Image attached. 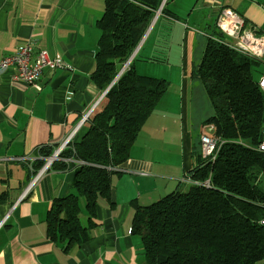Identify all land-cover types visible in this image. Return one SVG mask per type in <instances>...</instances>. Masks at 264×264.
Masks as SVG:
<instances>
[{
	"label": "crops",
	"instance_id": "1",
	"mask_svg": "<svg viewBox=\"0 0 264 264\" xmlns=\"http://www.w3.org/2000/svg\"><path fill=\"white\" fill-rule=\"evenodd\" d=\"M172 1L169 16L159 20L161 11L156 13L140 45L148 44L141 69L136 65L140 75L168 81L169 89L140 132L130 159L114 170L115 208L102 201L91 240L65 251V244L48 239L46 215L55 200L74 192V170L50 169L24 193L39 162L46 163L43 152L54 155L73 133L81 141L88 132V119L83 121L110 89L100 95L91 79L105 0H0V59L31 43L35 55L45 50L67 65L45 71L37 86L13 82L15 68L0 73V264H146L142 241L132 234L131 203L146 207L186 188L183 179L195 163L193 147L199 146L193 135L195 107L204 105L209 113L207 103L195 98L198 80L190 76L195 43L212 35L222 7L264 35V0ZM164 38L173 41L177 61L170 46H160ZM161 49L168 52L162 60L154 56ZM155 59L158 66H148ZM163 155L167 160H161Z\"/></svg>",
	"mask_w": 264,
	"mask_h": 264
},
{
	"label": "trees",
	"instance_id": "2",
	"mask_svg": "<svg viewBox=\"0 0 264 264\" xmlns=\"http://www.w3.org/2000/svg\"><path fill=\"white\" fill-rule=\"evenodd\" d=\"M163 0H105L93 83L106 93L85 126L81 141L70 143L51 170H74L73 193L55 200L46 215L47 237L65 251L92 238L102 201L115 208L112 178L130 159L140 132L169 89L163 79L142 76L136 53ZM169 0L161 16H169ZM155 30V28H153ZM217 29L208 37L202 59L193 66L209 101L218 142L215 159L194 146V165L186 176L194 184L146 207L136 201L132 234L140 237L146 264H259L264 261V97L259 81L264 61L248 58L225 44ZM155 61V60H153ZM120 75V76H119ZM119 77V78H118ZM112 138L118 143L112 144ZM199 149V152L197 150ZM49 158L50 152H43ZM39 162L35 175L44 167ZM73 165V166H72ZM209 181L210 187L204 184ZM85 199V213L80 199ZM85 218V219H84Z\"/></svg>",
	"mask_w": 264,
	"mask_h": 264
},
{
	"label": "built area",
	"instance_id": "3",
	"mask_svg": "<svg viewBox=\"0 0 264 264\" xmlns=\"http://www.w3.org/2000/svg\"><path fill=\"white\" fill-rule=\"evenodd\" d=\"M216 27L226 37L225 44L231 49L238 51L248 58L260 62L264 61V35L260 33L257 27L252 23L247 22L237 12L227 7L220 8ZM34 51V44L30 43L20 48L13 56L0 59V73H3L10 68H15L16 73L12 76L13 82L24 83L29 86H37L45 71L67 68V65L62 60L49 57L47 51L40 50L36 55L34 54ZM259 87L262 90L264 97V76L259 81ZM88 117L89 116H87L83 122H85ZM262 127L263 141L259 150L264 152V120ZM213 130V127H204V134L200 139V151L201 156L204 159H215L214 156L218 149V142L212 136ZM75 135L76 133H73L68 137L55 154L46 159L44 167L36 174V177L24 193V196H26L28 191L44 177L55 162L61 160L62 152L74 141ZM64 161L74 162L73 160ZM75 162L80 165H85L84 162ZM183 183L194 184L192 180L187 178L183 179ZM204 186L209 188L210 182L207 181Z\"/></svg>",
	"mask_w": 264,
	"mask_h": 264
},
{
	"label": "rangeland",
	"instance_id": "4",
	"mask_svg": "<svg viewBox=\"0 0 264 264\" xmlns=\"http://www.w3.org/2000/svg\"><path fill=\"white\" fill-rule=\"evenodd\" d=\"M172 3H173V1L168 4V8H167L168 10H170V7H171ZM153 33L151 35H153ZM151 38H152V36H151ZM207 39L206 38H201L199 42L195 43L194 54H193V57L191 58L193 63H192L191 68H190V76H191V73L193 71V66L199 64L201 59H202L203 52H204L203 49H204V46L206 47L205 42H206ZM146 46L144 44V46L142 48L143 50L140 51V53L138 55V58H137V60L135 62L136 65H138L137 67L140 68V69H141V62H142V59L144 57V49H145ZM160 46H162L163 48H168V49H169V46H170V49L172 48V56L174 54V61H177V54H176L177 49L174 47V43H173V41L171 39L167 40L166 38H164L163 41H160ZM160 51L161 52H156L154 54V56L157 59L162 60V59L166 58L168 52L166 50H164V49H161ZM155 61H157V60L155 59ZM154 63H155L154 61H152L151 63H148V66L157 67L158 65H154ZM153 73H154V71H153ZM156 74H158V73H156ZM158 76H161L163 78L165 75H158ZM198 85L199 86H197L195 88V90H194L195 98L198 101H200V102H204L205 101L207 103V109L209 110V113H206V108H204V105L203 106L197 105L195 107V111L194 112L196 113V117H195V120H194L193 135H194V140H195L196 144H199V139H200V136H201V134L203 132V126L202 125L204 124L206 119L209 118V116L212 115L209 101H208L207 96L205 95V93L203 91V87H202V85H201V83L199 81H198ZM197 152H199V149L197 150ZM156 157L157 158H161V155H157ZM156 160H158V159H156ZM161 160H167V159L164 156L163 159H161ZM262 179H263V182H262L261 188H264V176L262 177ZM164 197L165 196L163 195V198ZM161 199L162 198L159 197V199H157V200L159 201ZM158 201H156V202H158ZM80 204H81V207H82V212L85 213V199L84 198L80 199Z\"/></svg>",
	"mask_w": 264,
	"mask_h": 264
},
{
	"label": "water",
	"instance_id": "5",
	"mask_svg": "<svg viewBox=\"0 0 264 264\" xmlns=\"http://www.w3.org/2000/svg\"><path fill=\"white\" fill-rule=\"evenodd\" d=\"M161 9L162 8H160V11H161ZM140 48V46L138 47V49ZM138 49H137V51H138ZM137 51H136V53H137ZM135 53V54H136ZM135 54L133 55V57L129 60V62L124 66V68H123V70L121 71V73H120V75L125 71V69L129 66V64H130V62H131V60L134 58V56H135ZM119 75V76H120ZM119 78V77H118Z\"/></svg>",
	"mask_w": 264,
	"mask_h": 264
}]
</instances>
